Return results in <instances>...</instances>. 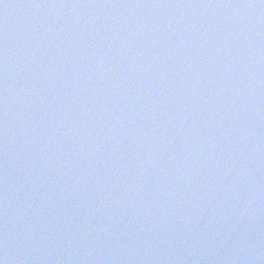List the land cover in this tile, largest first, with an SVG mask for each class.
I'll list each match as a JSON object with an SVG mask.
<instances>
[{"label": "water", "instance_id": "water-1", "mask_svg": "<svg viewBox=\"0 0 264 264\" xmlns=\"http://www.w3.org/2000/svg\"><path fill=\"white\" fill-rule=\"evenodd\" d=\"M2 264H264V0H0Z\"/></svg>", "mask_w": 264, "mask_h": 264}, {"label": "clouds", "instance_id": "clouds-1", "mask_svg": "<svg viewBox=\"0 0 264 264\" xmlns=\"http://www.w3.org/2000/svg\"><path fill=\"white\" fill-rule=\"evenodd\" d=\"M0 264H2V262H0Z\"/></svg>", "mask_w": 264, "mask_h": 264}]
</instances>
